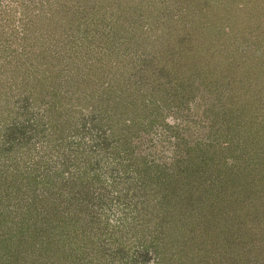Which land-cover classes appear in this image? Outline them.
<instances>
[{
	"label": "rangeland",
	"instance_id": "374dc122",
	"mask_svg": "<svg viewBox=\"0 0 264 264\" xmlns=\"http://www.w3.org/2000/svg\"><path fill=\"white\" fill-rule=\"evenodd\" d=\"M123 19L127 25L119 26ZM111 63L115 68L107 72ZM87 65H97L94 71L115 82L122 99L131 92L140 96L145 109L137 111L143 115L138 121H154L138 149L150 163H171L178 153L188 157L187 149L180 151L187 144L197 147L190 154L205 158L211 172L196 191L202 205L178 207L173 221L160 224L151 213L155 201L151 194L142 195L138 180L126 179L124 173L121 182L111 184L119 172L112 174V159L106 155L103 223H135L134 238L130 227L124 232L120 228L119 236L130 239L125 246L150 243L153 233L165 230L169 238L160 244V256L152 253L149 264H264V0H0V121H24L17 125L32 134L34 125L52 114L67 121L70 106L75 120H82L83 113L88 115L83 89L89 80H83L82 90L76 84L87 75ZM61 71L75 87L60 79L56 84L62 88L49 95V103L46 87L36 81L48 73L60 78ZM64 92L69 96L65 102L57 96ZM42 136L33 140V157L16 148L20 153L11 152L4 166L0 154V187L13 177L27 183L18 172L32 171L23 168L26 161L36 162L34 172L42 178L48 168L68 167L72 155L77 156L72 147H43ZM177 138L183 143L178 147ZM151 143L156 147L149 152ZM86 174L78 183L88 179L100 189L98 178L92 181V173ZM149 198L151 203L137 212L135 203ZM101 210L93 211V217L101 218ZM15 235L18 240L20 233ZM135 250L125 248L126 254H120L126 264H133L134 256L139 262ZM37 255L33 259L44 263ZM88 255L81 264H91ZM68 258L60 263L69 264ZM110 258L115 259L110 255L104 263L112 264Z\"/></svg>",
	"mask_w": 264,
	"mask_h": 264
},
{
	"label": "trees",
	"instance_id": "16d2710c",
	"mask_svg": "<svg viewBox=\"0 0 264 264\" xmlns=\"http://www.w3.org/2000/svg\"><path fill=\"white\" fill-rule=\"evenodd\" d=\"M125 24L126 20L124 21V19L121 23L118 22L119 26ZM66 35L68 36V32ZM88 47L90 46L88 45ZM26 62L24 61V63ZM49 63L51 64V62ZM105 65L109 67L108 64ZM96 66L87 65L86 68H89L87 75L80 78L78 83L76 82V88L82 90L83 80H89L88 86L83 89L88 115L83 113L85 115L82 114V120H75L76 116L72 114L74 108L70 106L68 107L67 121H58L52 114L47 116L49 121L46 117L47 121L42 123L39 121L34 125L35 129H32V134L24 129L23 124V128L22 125H17L24 121H17L16 124L0 121V154L4 155V163H2L4 166H6L5 157L9 158L11 152L14 154L13 156H17L21 150L22 154L33 157L32 148L35 147L33 140L39 136V133H43L39 141L43 147L48 146L47 143H52V147L57 149L68 150L72 147V153H78L75 157L72 155L73 160L68 167L61 165L53 169L48 168L42 178H39V175L34 172L36 171V162L28 164L26 161V166L23 168L26 171L28 169L32 171L18 172L26 175L24 178H27V183L24 184L22 179L13 177L12 183L0 187V264H20L22 260H25L24 264H68V262L60 263L65 257H69V264H81L84 259L90 258L88 254L92 255V260L89 261L91 264H106L104 262L110 255L115 257V259L110 258V263L112 261V264H126L120 254H126L125 248L131 250L134 247H137L135 253L137 257L139 254V262L134 256L133 264H149L154 254L160 256V244L169 238L165 230L157 235L153 233L149 239L150 243L142 244L140 242V246V243L132 242L131 245L125 246V241L130 239L123 237L124 233L119 236L120 228H123L124 232L127 227H130V234L134 238L135 223L133 221L126 222V219L116 226L110 225L107 221L103 223L102 218L105 219L106 208H104V204H101L100 198L105 194L106 184L109 182L108 168L105 171L106 165L102 163L106 161V155L112 159L110 160L112 174L119 172L111 184L115 186L117 179L121 182L124 173H126L124 176L126 179L138 180L136 187L145 193L142 195L145 197L152 195L155 204L151 213L161 221L160 224L173 221L172 214L180 207L181 210H184L183 207L188 209L189 206L202 205V200L199 201L196 198V191L202 188L203 179L208 181L211 172L208 173V167H205L209 166V163L206 164L205 158H193L195 154H190L195 153L197 147H187V144H183L177 138L178 142L175 146L178 147L182 143L184 148H180V151L187 149L188 157L184 158L182 154L178 153L171 163H150L148 156L141 155V151L138 149H141L142 140L151 132L154 121L150 125L138 121L142 119L143 115L138 114L137 111L140 112L141 108L142 111L145 109L144 106L141 107L140 96L131 92L130 95L122 99L116 83L108 82L101 77L102 73L99 70H93ZM114 68L111 63L110 70L108 69L107 72ZM48 74H45L44 78L39 77L36 82L37 84L42 83V86L46 87L45 96L50 103L49 95L54 94V90H61L62 83L56 84V82L69 76L64 75L63 71H61L60 78ZM102 78L104 82L101 81ZM67 82L72 85L71 88L75 87L70 79ZM98 87L102 91H99ZM57 96L62 101L69 97L66 92ZM69 99H72L71 96ZM49 109L52 112L55 110L54 107ZM118 111L120 112L117 114ZM125 111L131 112L130 117L124 114ZM26 147L28 148L27 152L22 150ZM154 147L156 144L151 143L148 145V150H145L152 152ZM145 150L142 149V152ZM101 155H104V158ZM65 158L62 161L63 164L67 162ZM67 158L71 161V155L68 153ZM38 162L41 163V161ZM72 167L79 173L72 171ZM83 171L88 173L86 174L88 176L92 173V181L98 178L101 184L100 189L94 183L90 185L87 182L88 179L78 183L82 179ZM14 174L15 172H11V176ZM150 199L141 202L138 200L135 203V210L142 211V207L144 209L148 203H151ZM14 202L18 203L19 209L13 208ZM101 208V218L93 217V211L100 212ZM17 211H19L18 214H14ZM22 212L26 217H21ZM99 226L104 227V231L99 230ZM110 228H114L117 233L111 231ZM15 231L20 233L18 240ZM97 231L99 232L97 233ZM155 238L159 241H156ZM91 239L94 241H90ZM110 239L111 243L106 242ZM152 246L154 249L151 250ZM95 251H97L96 257L92 254ZM37 252L38 259L44 263L33 259V254L35 255ZM116 255L121 258L117 259ZM144 256L146 257L143 260ZM161 263L160 260L156 261V264Z\"/></svg>",
	"mask_w": 264,
	"mask_h": 264
}]
</instances>
